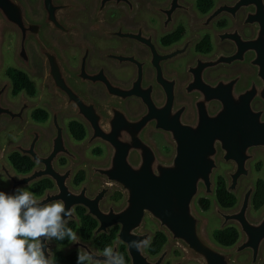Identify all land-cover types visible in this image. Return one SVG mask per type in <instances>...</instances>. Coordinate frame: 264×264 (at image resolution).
<instances>
[{
    "label": "water",
    "instance_id": "95a60500",
    "mask_svg": "<svg viewBox=\"0 0 264 264\" xmlns=\"http://www.w3.org/2000/svg\"><path fill=\"white\" fill-rule=\"evenodd\" d=\"M177 1L180 3L182 0ZM79 6L75 0H41V11L35 15L26 0H0V68L2 33L6 27H10L19 35L16 55L19 65L33 75H42L50 90L65 98L61 106L51 107L54 114L53 133L38 129L34 136L38 138V143L24 148V155L42 164L40 169L26 177L17 176L4 159L7 152L21 151L24 144L31 142L10 144L6 153L0 149V174L11 182L9 189L0 190L12 193L18 186H29L43 177L52 178L57 190L47 192L39 201L46 203L62 199L66 208L70 209L69 222L77 220L75 207H86L88 214L99 222L95 238L99 234H109L111 228L119 225L121 228L113 249L119 251L120 246L125 245L131 261L129 264H166L172 257L174 247L180 248L184 256L173 260L172 264H264V212L259 218L251 217L255 195L253 183L245 189L235 210L225 211L214 202L221 229L234 225L242 233L241 241L233 248L220 247L211 240L208 234L210 221L196 208L201 194L206 197L215 195L216 175L223 163L235 165L233 170L225 172L230 192L238 194L242 182L251 179V164L257 158L256 151L264 149V139L257 131L259 118L255 116V111L252 114L247 109L241 121L244 136L239 142L228 138L227 109L224 107L227 98L221 87H215L214 93L204 92L191 109L182 106L175 97L163 98L162 90H156L152 85L150 92L144 91L142 75L133 82L123 83L106 71L87 68L78 72L80 83L74 88L68 87L63 83L61 70L54 63L62 55L56 41L58 29L54 30L50 21L55 15L61 19ZM242 12L245 17L241 22L239 14ZM225 14L235 23H241L232 30L239 33L240 39L263 45L259 60L264 72V0L223 2L205 21L211 24ZM246 27L253 30L250 38L243 34ZM225 35L218 34L220 46L224 43ZM225 55L220 48L219 53L209 59V65L213 69L223 67L228 62ZM36 59L42 62L41 68L36 65ZM201 60L198 59V65ZM221 82L222 79L216 80L215 85ZM9 86L8 82L0 84V131L5 119L10 123L15 122L12 117L25 112L22 110L27 108L24 103L20 108H13L7 103ZM131 100L142 103L140 113H130L128 104ZM208 101L214 102L210 115L202 105L196 115V108ZM65 115L77 116L87 124L90 136L83 149L97 142L104 143L109 149L105 162L88 164L91 179L103 183L94 194L88 185L80 191L70 188L74 169L85 160L70 147L66 134L55 132L60 128L65 130L62 122ZM153 132L166 134V139L174 147L171 157H164L158 152L150 137ZM46 140H50L52 150L48 155H43L39 148ZM62 155L71 159V166L65 171L59 170L56 165ZM114 188L124 193V202L120 207L109 205L105 208ZM147 216L168 237V244L155 258L147 253L146 247L136 250L130 248L128 243L146 237H151L152 241L153 233L146 229ZM83 243L91 244L97 256L102 255L92 242L82 238L80 243L73 240L65 253L77 250ZM57 247L54 240L49 245L53 260ZM243 257L247 259L241 260Z\"/></svg>",
    "mask_w": 264,
    "mask_h": 264
},
{
    "label": "flooded vegetation",
    "instance_id": "af4514ba",
    "mask_svg": "<svg viewBox=\"0 0 264 264\" xmlns=\"http://www.w3.org/2000/svg\"><path fill=\"white\" fill-rule=\"evenodd\" d=\"M26 1L32 12L35 15H39L41 11V0H36L34 4H32L30 0ZM75 1L80 5L76 10L66 13L61 19L55 15L50 21L51 27L54 30L58 29L59 35L56 41L62 55V57H57L54 63L55 66L61 70L63 83L68 87L74 88L76 84L80 83L78 72L87 68L92 71H106L115 80L123 83L133 82L139 75H142L144 78V91L150 92L152 85L154 89L159 91L162 90L163 98L171 99L175 97L178 103L184 107H188V109L195 107L194 105L199 101L204 92L210 93L213 91L214 93L215 87H221L227 98V104L224 105V107L227 109L225 119H227L229 140H238L241 142L243 139L244 135L242 133L243 127L241 121L244 119L247 109H250L252 114H254V110L255 116H258L259 122L257 123V131L261 132L260 138L264 139V72L259 60L260 55H262L263 45L252 43L244 38L240 39L241 37L238 32H232V30L240 26L241 23H235L228 14L220 16L211 24H207L205 21L223 2H234L235 0H212L213 7L208 12L199 10V0H182L180 3H178L177 0ZM244 17L245 15L243 12L239 14L241 22ZM6 31H12L15 35L12 54L9 55L11 56L12 62L7 65L5 62L6 55L4 53V38ZM220 33L226 34L224 43L221 46L219 45L218 38V34ZM243 34L246 38H250L253 35V30L246 27L243 29ZM18 41L19 35L15 29L6 27L3 30L1 45L2 65L0 74L3 71L7 79L1 81L0 84L5 82L10 84L6 94V101L10 106L13 108H20L24 103L27 108L22 110L25 112L17 113L12 117L15 122L10 123L7 119L3 121V129L0 131V149L2 152L6 153L10 144L23 141L31 142L29 145L24 144V147H21V151L7 152L4 156L6 163L13 169L17 176L26 177L33 174L35 170L40 169L42 164L34 160L31 156L24 155L23 153H26L24 148H30L33 144L38 143V138H34L38 129L48 133L52 131L54 114L51 107L61 106L65 98L58 92H52L45 83L42 75H33L27 69L19 65L16 58ZM220 48H222L223 52L226 54L225 58H228V62L221 68L213 69L214 67L209 65V59H213L219 53ZM198 59H202L199 65L197 64ZM35 63L39 68L42 67V62L39 59H36ZM10 68L22 71L29 77L35 88L33 94L27 91H21L18 94L14 93L13 83L7 75V70ZM220 79H222L221 84L215 85V81ZM37 81L40 82L47 94L57 98L58 102H45L42 105L35 102L33 99L37 97L39 92ZM18 97H20L18 103L11 100ZM201 105L207 108L208 115H210L211 108L214 107V102L213 104L209 101L200 104L196 108V115L200 112ZM142 108L143 105L138 100H131L128 104V109L132 114L140 113ZM40 112H44L47 115L46 120L38 121L35 119L36 114ZM62 122L65 130L60 128L57 129V131L55 130V132L60 135L64 134V136L66 134L70 147L85 160L83 164L78 165L74 169V173L70 180V188L73 191H80L84 186L88 185L91 193L94 194L101 188L103 183L98 179H91L88 164L91 162H105L109 154V149L102 142H97L90 148L83 149V144L90 136L87 124L81 118L69 115H65ZM72 123H78L86 130V137L83 140H76L72 136L70 130V125ZM10 128H15L19 131L20 137L9 140L3 145L2 137ZM52 133L53 131L50 134ZM150 137L161 155L164 157H171L173 155L174 147L166 139V134L153 132ZM158 139H161L163 143L170 147L171 151L169 154H164L161 150ZM44 146H48L47 151H44ZM239 147H242L241 143ZM39 150L41 154L48 155L52 150L50 140L43 141ZM89 153L99 158V160H89L87 158V154ZM96 153L102 154L99 155ZM240 153L242 152L240 151ZM256 153L257 158L251 164V179L242 182L238 194L228 190L229 181L225 174L226 171L233 170L235 165L223 163L220 171L216 175L215 195L213 197H206L204 194H201L196 201L197 210L210 221L208 229L209 237L220 247L227 249L235 247L241 241L242 233L240 229L234 225L221 229L220 219L214 211V202L216 201L218 203L216 199L218 178L222 177L225 180L227 191L237 198V204L232 209H224L219 203L218 205L225 211L237 209L242 194L248 185L250 183L254 184L256 194L258 181L260 179L264 180V166L263 163L259 161L260 154H264V149H259ZM14 155H20L22 158L29 159L33 164L32 169L27 173H20L11 163V157ZM56 165L59 170L65 171L71 166V159L62 155L57 159ZM254 170L256 173L263 170V177L254 180ZM80 173L85 174V180L80 184H76V178ZM0 178L7 183L5 187L0 186V189H9L11 186L9 179L3 174H0ZM43 181H50L53 187L45 190L42 196H36L38 200L43 199L47 192H54L57 190L55 181L50 177H43L26 187L32 191L35 185ZM95 185H97V188H94ZM254 197L252 201L251 217L256 219L264 212V208L260 211L254 210ZM124 198V193L120 189L114 188L112 193L108 196L104 207L107 208L109 205L120 207L124 202ZM200 198L210 199L212 201V207L209 211H213L220 223V227L217 230L224 231L229 227H235L238 230L240 238L236 244L231 247H225L215 240L214 232L217 230L211 233V219L203 214L209 211L204 212L199 208L198 201ZM111 199L119 200V203L110 202ZM78 209H84L86 216L91 217L97 222V229L99 226L98 220L89 215L88 209L82 205L75 207L74 213L77 220L70 221L69 224L75 223L78 227L80 226L81 219L77 213ZM254 212L258 213V215L254 216ZM120 228L119 225L115 226L110 229L109 234H99L96 238L95 229L92 241L82 240L92 242L93 245L98 248L94 241L99 236L110 235L113 230L118 229L116 240L114 241L115 243ZM146 229L153 233L152 241L156 233L165 235L167 242L163 247L164 249L168 244V237L164 232L158 229L149 216L146 217ZM76 233L80 235L78 231ZM72 241L73 240H71L70 244ZM54 242L57 243L55 240ZM68 246L62 249L64 253ZM122 246H124L127 251V247L123 244L120 246V249ZM149 247L150 246L146 247V251L152 258L159 256L163 252L162 249L157 256H152L149 252ZM58 248L59 247L55 250V255L56 251L59 250ZM183 256L182 250L178 247H174L172 257L166 264H172L173 260L180 259ZM128 258L129 262L125 264L131 262L129 255ZM245 259H247V257H243L241 260ZM189 264L198 263L191 262Z\"/></svg>",
    "mask_w": 264,
    "mask_h": 264
},
{
    "label": "clouds",
    "instance_id": "9594fccd",
    "mask_svg": "<svg viewBox=\"0 0 264 264\" xmlns=\"http://www.w3.org/2000/svg\"><path fill=\"white\" fill-rule=\"evenodd\" d=\"M69 216L62 199L42 203L23 185L12 193L0 190V264H54L49 248L53 240L81 242L69 227ZM128 243L140 250L150 246L151 237ZM76 264H125V258L111 246L97 256L91 244L83 243L77 249Z\"/></svg>",
    "mask_w": 264,
    "mask_h": 264
},
{
    "label": "trees",
    "instance_id": "16d2710c",
    "mask_svg": "<svg viewBox=\"0 0 264 264\" xmlns=\"http://www.w3.org/2000/svg\"><path fill=\"white\" fill-rule=\"evenodd\" d=\"M213 7L212 0H199L198 8L202 12H208ZM7 75L11 79L14 87V93L18 94L21 91H27L30 94L35 92L34 84L30 81L29 77L14 68H10L7 70ZM47 115L44 112L37 113L35 119L38 121L46 120ZM70 130L72 136L76 140H83L86 137V130L84 127L78 123H72L70 125ZM102 154V153H96ZM11 163L20 173L29 172L33 164L27 158H22L20 155H14L11 157ZM85 180V174L80 173L76 178V184H80ZM53 185L50 181H43L40 184H37L33 187L32 191L36 196H42L45 190L52 188ZM216 199L220 206L224 209H232L237 204V198L235 195L230 194L227 191L226 182L222 177L218 178V185L216 189ZM199 208L207 212L212 207V201L210 199L200 198L198 201ZM264 208V180H259L257 183L256 194L254 197V210L260 211ZM81 224L78 227L75 223H70L69 227L72 228L74 232H79L82 239L86 241L93 240V233L97 227V222L91 217L86 216L84 209H78L77 211ZM118 229H115L111 232L110 235H101L94 242L95 245L100 249L105 246H111L113 248L114 241L116 240ZM215 240L225 247H231L237 243L240 238V234L235 227H229L224 231H215L214 232ZM56 241V240H55ZM58 245H62L61 248H65L71 242V240L65 239L64 241H56ZM167 239L164 234L156 233L150 247L149 252L152 256H157L163 247L165 246ZM120 253L123 254L125 258V263L129 262V258L127 255V251L124 246L121 247ZM77 261V251H72L70 253H64L62 249L56 251V255L54 258V264H76Z\"/></svg>",
    "mask_w": 264,
    "mask_h": 264
},
{
    "label": "rangeland",
    "instance_id": "374dc122",
    "mask_svg": "<svg viewBox=\"0 0 264 264\" xmlns=\"http://www.w3.org/2000/svg\"><path fill=\"white\" fill-rule=\"evenodd\" d=\"M32 2V4H34L36 2V0H30ZM4 53L6 55L5 57V62L6 65L7 64H11L12 59H11V55L12 54V48H13V44L15 42V35L12 31H6L5 33V38H4ZM7 79L6 76L2 73L0 74V82ZM37 86H38V95L36 98H34L33 100L37 103H39L40 105H42L45 102H58V99L55 97H52L50 95L47 94V92L43 89V87L41 86L40 82L37 81ZM12 101H14L15 103H18L20 101V97L15 98V99H11ZM20 137V133L19 131H17L15 128H10L2 137V144L5 145L9 140H14L16 138ZM159 145L161 150L164 152V154H169V152L171 151L170 147L167 146L165 143H163V141L161 139H158ZM48 150V146H44V151ZM87 158L89 160H99V158H96L94 156H92L90 153L87 154ZM259 161H261L263 163L264 166V154H260L259 157ZM264 169V168H263ZM254 180H257L260 177H263V170L259 173H256V171L254 170ZM7 185V183L0 178V186L5 187ZM94 188H97V185L94 186ZM110 202H114V203H119V200H115V199H111ZM206 216H208L211 219L212 222V226H211V233H213L215 230H217L220 227V223L218 221V219L215 217L213 211H209L207 213H203ZM254 216H257L258 213H253ZM153 228V227H152ZM58 249H63L61 247H59Z\"/></svg>",
    "mask_w": 264,
    "mask_h": 264
}]
</instances>
